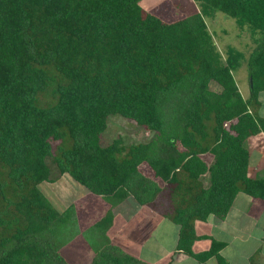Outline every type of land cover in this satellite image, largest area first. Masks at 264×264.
I'll use <instances>...</instances> for the list:
<instances>
[{
	"label": "trees",
	"instance_id": "trees-1",
	"mask_svg": "<svg viewBox=\"0 0 264 264\" xmlns=\"http://www.w3.org/2000/svg\"><path fill=\"white\" fill-rule=\"evenodd\" d=\"M140 1L0 0V264H149L108 236L128 197L167 200L178 236L166 264L179 253L225 264L226 243L192 252L194 222L225 219L240 192L264 206L247 147L264 135V0H194L198 12L169 22ZM217 13L249 35L248 56L220 53L206 23ZM116 115L150 139L103 146ZM52 168L87 195L59 210L39 188Z\"/></svg>",
	"mask_w": 264,
	"mask_h": 264
},
{
	"label": "rangeland",
	"instance_id": "rangeland-1",
	"mask_svg": "<svg viewBox=\"0 0 264 264\" xmlns=\"http://www.w3.org/2000/svg\"><path fill=\"white\" fill-rule=\"evenodd\" d=\"M155 4L158 5H156V7H154L152 11L162 20L167 22L174 21L176 18L178 19L184 16V14H188L192 12L189 10L192 6L190 0H141L140 1V6L146 11L149 10L151 7H153V5ZM178 5L181 6L184 11H182V9H180L181 7H179ZM206 23L208 27H210V29L214 32L213 34L214 41L217 44V47L222 55L224 54L228 46L236 48L239 51H242L246 56L250 54L253 46L251 44L249 35L246 32H244L243 34L239 32L236 21L233 18H230L223 13H217L213 19L212 18L207 19ZM233 77L237 84L241 96L244 99L247 98L249 94V85H248L249 79H248L247 65L245 63H242L239 69L233 72ZM210 88L212 90L218 89L217 85L214 83L210 84ZM260 100L262 102V106L259 110V114L261 117L264 118V93L261 94ZM150 136L151 134L149 132L143 130L140 127L130 124L127 120L116 115V116L108 117L106 130L101 135L100 140L103 146H107L113 140L117 138H121L123 140V143L127 145L131 143L147 141L148 139H150ZM262 136L263 137H261V139L254 138L250 140L247 147L251 150V152L253 153L255 152L253 151L254 148L256 149L260 148L262 150V147L264 146V144H262V142H264V135ZM262 151L264 154V150ZM263 166H264L263 161L262 163H260V165H256V162L253 163V165L251 166V170L249 171V174L252 177L262 176L264 174ZM260 167L263 168L258 169ZM52 169H53L52 178L55 179L57 177L55 181L53 183H42L39 186V188L54 203V205L59 210H63L70 204L79 200L82 195L87 193V191L81 185L75 183L68 175L58 176L56 170L54 168ZM141 170L147 176L150 174L145 167H142ZM245 201L246 200H242L238 203L239 205L236 204V209L240 210L239 208H241L242 205L246 203ZM257 206L253 207L254 212L250 213V216L255 215L253 216L254 218L252 217V219L254 220H256L257 218L261 219L264 215V206L262 207H257ZM91 215L94 216L95 213ZM142 216H144V214L141 213L139 217ZM81 218L86 219L84 222L86 223L88 218H85L83 215H81ZM234 219H236V217H234ZM143 220H145V218ZM239 222L242 225L241 230L245 232L244 235H249V234L250 236L253 235L251 238L249 236V238L246 239L245 241H243L242 238H240V236L235 238L234 234H236L237 236L241 234L239 232H234L232 225H234L235 222L232 221L226 223L225 225L220 224L219 222V225H216V227L213 229L211 228V226H206L205 224H199L196 229V233L199 235L203 233H207L206 235H210V236L212 235L215 239L219 238L220 240H223L227 244H229V246L225 248L224 253L222 255L224 256V258L229 260V264H250L251 258L256 260L254 262L258 264L257 261H260V253H258L260 251L259 248H262L264 250L263 244L259 242V238H258L260 234L259 230L257 228H253L254 224L248 217L243 218V216L241 215L239 218ZM151 223L149 224V219H148L149 226H152ZM170 226H173V228ZM168 229L170 231H168ZM175 229L176 226L173 225L166 217L164 220L162 219V217L157 218L152 228V230L158 232L156 233V235L157 234L163 235L165 233V236L162 239L165 243H167L166 245L167 249H169L168 248L169 246L174 245L171 244V240H172V235L175 234L174 231ZM148 230L149 229L145 227L143 231L141 230L138 233L131 231L128 234L140 238L138 241L139 243L142 242L144 239H146V237L149 235L147 234L149 232ZM208 244H210V242L208 241H202L199 243L195 242L192 248H194V250H196L197 253H200L208 250V248L210 247V245ZM76 252L82 253L83 251H81L80 249L73 250L71 252L72 254L70 253V255H76L77 254ZM84 254L87 253L85 252ZM90 258H91V254L88 255V259L85 261V263L89 262ZM163 262H165V259ZM204 264H218V263L215 258H211Z\"/></svg>",
	"mask_w": 264,
	"mask_h": 264
},
{
	"label": "crops",
	"instance_id": "crops-1",
	"mask_svg": "<svg viewBox=\"0 0 264 264\" xmlns=\"http://www.w3.org/2000/svg\"><path fill=\"white\" fill-rule=\"evenodd\" d=\"M190 1L192 3L193 7L191 6V8L189 10L192 12H198L199 11L198 3L194 0H190ZM156 5H158V4L153 5V7H151L149 10H152L154 7H156ZM179 7H181V6H179ZM180 9H182V11H184L182 7ZM261 137H263V136H261ZM261 137H260V139H261ZM262 144H264V142H262ZM263 148H264V146L262 147V150H264ZM262 150L260 148H258V149L254 148L253 149V151H255L254 153L251 152V150H250L249 171L251 170V166L253 165V163L256 162V165H260V163H262V161L264 163V154H263ZM263 167H260L258 169H261ZM249 176L252 177L250 174H249ZM161 185H163L162 182H161ZM86 195H87V193L82 195L81 198L85 197ZM242 200H246L245 201L246 203L244 205H242L241 208H239L240 210L236 209V204L239 205L238 203ZM256 206L261 207L260 203L258 204L256 202H254L248 195L241 193V192L238 193L236 195L234 202L232 204V207H231L230 211L228 212L227 216L225 217V219L219 220L217 218L219 220L218 221L214 215H209L205 221H195L194 222V231H195V235L197 237V239L194 241V243L195 242L199 243L202 241L211 242V239H215L212 235L211 236L206 235L207 233H203L201 235L197 234L196 229H197L199 224H205L206 226H211V228L213 229L216 227V225H219V222H220V224L225 225L226 223H229L231 221L235 222L234 225H232L234 232H239L241 234L238 236L236 234H234V237L237 238L240 236V238H242V240L245 241L246 239L249 238L250 234L244 235L245 232H243L241 230L242 225L239 222V218L242 215L243 218L248 217L252 221V223L254 224L253 228H257L259 230V233H260L259 237H258L259 242L262 243L264 246V230H263L264 215L261 219L255 218L256 220L252 219V217L255 215L250 216V213L254 212L253 207H256ZM167 209H168V202H167V200H164L162 198H157L153 203L148 204V205H139L133 197L126 198L123 202L116 205V207L112 210V216H113L112 225L108 231V236H109L112 244L117 246L118 248H120L125 253L132 255V256H134V257H136L142 261H145L146 263H149V264H166L168 257L174 253V250H175V247L177 244L178 227L174 223L171 222L173 225L176 226V229L174 230L175 234L172 235V240H171V244H174V245L169 246L168 247L169 249L166 248L167 243H165L162 239L165 236V233L163 235L157 234L158 235L157 236L156 233H158V232L152 230V228H153V224L155 223V220L157 218L162 217L163 220L165 219L164 213H166ZM141 213L144 214V216L139 217V215ZM234 217H236V219H234ZM144 218H145V220H143ZM148 219H149V224L152 222L151 223L152 226L148 225ZM141 220H143V221H141ZM145 227H147V229H149L148 230L149 232L147 233L149 235L142 242L138 243L140 238H138L137 236L134 237V236H131L130 234H128L131 231H134L137 233L141 230L143 231V229ZM170 227L173 228V226H170ZM168 231H170V230L168 229ZM252 236H250V238ZM215 240L226 243L225 241L220 240L219 238H216ZM208 245H210V244H208ZM228 246H229V244L226 243V246L220 251L221 256L223 255L225 248ZM259 249H260V251L258 253H260V261H257V262H258V264L259 263L264 264V250L262 248H259ZM192 252L197 253V251L194 250V248H192ZM222 258L224 259L225 264H229L228 259L224 258V256H222ZM164 259H165V262H163ZM187 259H188V262H187ZM182 263H185V264H204V263H199L198 261L194 260L193 257L186 255L184 253L176 254L174 256L173 261L170 264H182Z\"/></svg>",
	"mask_w": 264,
	"mask_h": 264
}]
</instances>
